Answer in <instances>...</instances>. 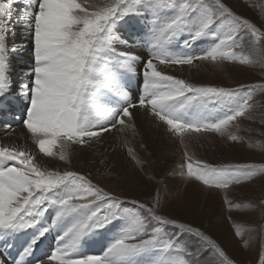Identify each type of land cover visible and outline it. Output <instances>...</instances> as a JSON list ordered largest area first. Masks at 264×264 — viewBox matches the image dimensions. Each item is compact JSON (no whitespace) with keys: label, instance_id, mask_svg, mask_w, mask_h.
I'll list each match as a JSON object with an SVG mask.
<instances>
[{"label":"snow or ice","instance_id":"snow-or-ice-1","mask_svg":"<svg viewBox=\"0 0 264 264\" xmlns=\"http://www.w3.org/2000/svg\"><path fill=\"white\" fill-rule=\"evenodd\" d=\"M249 6L264 15V3ZM15 25L31 41V64L21 69L26 79L19 84L11 63L17 45L8 42ZM198 61L264 64V25L226 0H0V110L13 95L25 100L23 129L38 149L0 143V256L25 237L12 264H30L42 238L55 233L54 249L35 264H201L205 256L235 264L201 228L162 211L159 184L151 201L121 198L94 183L91 173L49 169L39 159L71 165L77 152L119 133L118 147L143 167L146 161L127 138L138 135L134 110L182 145L185 136L208 132L238 141L231 129L252 118L264 83L197 84L168 71ZM4 134L14 135V126L5 124ZM179 169L186 181L225 193L264 175V163L212 165L187 150ZM224 202L229 212L255 209L227 195ZM229 219L235 236L254 238L257 228L248 221ZM97 239L107 241L103 251L87 254ZM257 259L264 264V233Z\"/></svg>","mask_w":264,"mask_h":264},{"label":"rangeland","instance_id":"rangeland-1","mask_svg":"<svg viewBox=\"0 0 264 264\" xmlns=\"http://www.w3.org/2000/svg\"><path fill=\"white\" fill-rule=\"evenodd\" d=\"M226 2L238 14L251 19L259 25H264V15L259 14L249 6L253 3H264V0H226ZM197 45L200 46L199 43ZM197 45L194 47H197ZM195 50L199 51L200 48H195ZM19 55L27 59L28 56H31V51L28 50L27 55ZM141 55H144V53L141 52ZM18 57L11 59V63L13 76L20 78L18 70L22 69L25 65L28 67L30 63H23L25 61ZM14 61L16 63H21L15 64ZM194 65L195 68H198L197 77L193 78L189 76L186 78V80L193 83L222 87H237L239 85L264 83V64L257 63L250 66L226 61L219 64L198 61L195 62ZM209 66L211 68L207 71L206 69ZM229 71L231 73H229ZM170 74H173V71ZM176 76L182 78L179 75ZM21 78L20 80L26 79V77ZM209 81H212L210 82L212 84H209ZM131 88L133 89V99H135L136 86ZM9 100L12 104L14 101H21L22 103L25 101L23 98L16 95L11 96ZM254 101L257 107L254 110L252 118L241 120L238 128L234 127L231 129L233 134L240 137L238 141L230 140L227 135L221 136L216 133L208 132L192 134L189 135L190 137L185 136L184 144L182 145L179 137L165 130L167 134L174 139L172 145L175 149L172 151V159L169 162L165 159V161L160 160L158 163H154L153 167H149L147 163L143 167H138L130 160L131 163L134 164L136 178L139 184L136 192H131V190L125 186V183H121L112 175L103 176L101 178L91 175V179L94 183L104 187L105 190L121 198L136 199L141 202L151 201L154 190L159 184L163 203L162 211L164 213L170 217L201 228L222 246L235 264H258L257 255L261 247V235L264 233V175L255 177L251 182L234 186L232 189L228 190L227 193L208 188L194 180L186 181L178 175L180 170L179 165L184 162L185 150H187L194 159L200 158L202 159L201 161L212 165L264 163V149L256 146L250 147V145L264 144V92L256 93ZM19 106L21 107V103ZM5 114L8 116L10 115L9 108L5 110ZM4 123L1 124L0 121V127H4ZM40 156L39 159L42 162V166H46V164L49 163L50 165H48L51 166L49 169L79 170L72 164L68 165L58 159L46 158L43 157L42 154ZM45 159L48 161H45ZM79 171L83 174H88V172L82 169ZM188 182L199 183L206 191L213 193L214 198H216V205H214L212 209L204 208L202 203L196 207L194 204L189 206L190 203L188 201L186 202L184 199L185 197L180 193V191L185 189ZM206 193L202 194L206 195ZM225 195L234 203H252L255 205V209H242L229 212L224 202ZM127 206L131 207V205ZM230 216L234 217L237 221H248L246 226L257 228V232L252 234L254 238L249 240L248 234H245L243 239L235 236L232 220L229 219ZM245 240H249L248 247L244 246ZM192 243H194V241ZM201 264H214V260L211 256H205Z\"/></svg>","mask_w":264,"mask_h":264},{"label":"bare ground","instance_id":"bare-ground-1","mask_svg":"<svg viewBox=\"0 0 264 264\" xmlns=\"http://www.w3.org/2000/svg\"><path fill=\"white\" fill-rule=\"evenodd\" d=\"M18 27L20 26L15 25L13 31L8 36L9 45L16 44L18 49L12 55V57H15L19 54L27 55L28 50L31 51V41L29 38H27V33L24 32L22 28ZM210 42L211 41L201 42L199 43L200 46L197 45V47L194 48H205L209 46ZM23 68H26V65L23 66ZM210 68L211 67L209 66L206 70L209 71ZM20 71L21 69L18 70V73L20 75L19 77L21 78L22 76L20 74ZM168 71H170V73L173 71V74L179 75L182 78L186 79L189 76L196 78L198 68H195V65L182 66L175 69H168ZM229 73L231 72L229 71ZM20 78L13 76V79L17 81V84H19V82L21 81ZM210 82L212 81H209V84H212ZM7 109L5 106V110ZM134 111H136L137 113L136 123L138 126V135L133 138L131 134H128L127 138L132 142L134 146H137L140 157L146 161L149 167H153V164L156 162L158 163V161L160 160L165 161L166 159L169 162L172 159V151H174L175 149L172 145V141H174V139L167 134L163 126H161L158 122H155L150 116L139 110ZM14 128L15 134L9 136L4 134V127H0V131H2L0 132V143L10 144L15 142L22 144L26 142L29 148L38 152V149H35V146L32 144L31 140L27 138V133L23 129V125L14 126ZM22 134L23 138L17 139V137H21ZM119 137V133L105 134V138L99 144L93 145L91 149H87L82 153L77 152L76 156L73 159L72 165L79 170L82 169L85 172L91 173L94 177L97 178L112 175L121 183H125V186H127V188L131 190V192H136L139 184L138 179L136 178L135 167L127 157L126 152L118 147L120 143ZM140 144H143L144 147L140 148ZM112 148H116V152H112ZM105 157H107V159L105 160V164L101 165L99 163V160ZM198 159L202 160L200 158ZM45 161L48 160L45 159ZM48 164H46V166H48V168H51V166H49L50 164ZM180 193L185 197V201H188L190 203L189 206H191V204H194L196 207L202 203L204 208L212 209L214 205H216V198H214V194L206 191L199 183L188 182L185 189L180 191ZM202 193H206V195H203Z\"/></svg>","mask_w":264,"mask_h":264}]
</instances>
